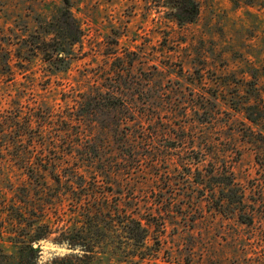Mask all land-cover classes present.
<instances>
[{
    "label": "rangeland",
    "instance_id": "obj_1",
    "mask_svg": "<svg viewBox=\"0 0 264 264\" xmlns=\"http://www.w3.org/2000/svg\"><path fill=\"white\" fill-rule=\"evenodd\" d=\"M197 1V19L181 23L171 0H70L81 40L63 60L49 59L56 44L45 45L43 39L61 35L64 0H0V209L5 201H19L11 187L29 182L21 166L47 165L62 157L55 149L48 153L39 136L26 146L25 158H15L17 147L9 148L3 137L7 117L35 115L32 130L40 133L43 126L56 137L63 127L60 118L76 117L77 100L102 88L97 115L103 122H92L98 144L108 153L118 149L122 132L144 119L168 125L172 136L160 137L159 150L154 145L141 150L143 168L130 177L136 185L158 176L186 182V163L196 153L177 140L178 127L189 120L186 110L192 102L208 99L219 103L222 121L234 119L215 133L240 131L226 144L230 164L246 191L245 202L263 212L247 224L223 215L206 199L199 200L198 209L174 208L179 218L148 240L157 253L137 264H264V151L258 146L264 122L257 112H264V104L254 111L260 125L226 104L249 97L255 101L259 93L264 97V0ZM67 33L76 30L70 27ZM248 125L255 132L248 136L251 142ZM112 128L117 129L113 136ZM153 160L158 163L152 167ZM139 189L136 195L147 200L145 187ZM7 235L0 230V245L13 252ZM54 242H42L44 261L68 253Z\"/></svg>",
    "mask_w": 264,
    "mask_h": 264
},
{
    "label": "trees",
    "instance_id": "obj_2",
    "mask_svg": "<svg viewBox=\"0 0 264 264\" xmlns=\"http://www.w3.org/2000/svg\"><path fill=\"white\" fill-rule=\"evenodd\" d=\"M171 2L175 17L181 23L197 19L200 12L197 0ZM69 4L70 0H64L61 9V35L55 40L43 39L45 45L49 46L51 41L56 44L55 53H48L49 49L42 48L44 54H49V59L55 55L65 60L71 46L81 40L79 26ZM70 27L76 30L75 35H68ZM95 95L81 96L77 100L79 113L76 117L60 118L63 127L56 137H51L52 132H46L43 126L40 133L32 130L35 115L5 119L7 131L3 137L9 148L12 145L17 147L12 151L15 158H25L28 153L26 146L34 143L39 136L43 138L41 144L49 150L48 153L55 149L62 157L56 161L61 164L53 160L55 163L47 165L21 166L29 182L15 189L11 187L19 201L1 203L0 210L6 215H0V230L8 234L14 251L7 252L0 245V264H137L157 253L148 240L154 231H165L168 222L179 218L174 208L198 209L202 203L199 200L206 199L223 215H234L247 224L253 223L257 213L263 212L245 202L246 191L238 183L230 164L226 144L231 143L240 131L235 129L237 134L215 133L216 130L223 131L226 123L234 120H221L217 101L192 102L188 107L190 112L186 110L189 120L178 127L180 133L177 140L196 153L186 163V182L158 176L152 182L144 181L136 185L130 175L135 174L134 170L143 168L139 152L153 145L158 149L156 144L160 145V137L172 136L169 126L162 127L159 123L157 126L156 120L144 119L141 124L134 125L135 129L122 132L120 147L108 153L93 138L92 122H103L97 112L101 109L98 97H104V90L98 89ZM262 96L259 93L255 101L249 97L243 102L226 104L244 113L252 124L260 125L254 111L261 102L264 104ZM257 112L264 122V112ZM245 129L247 137L254 135L252 125ZM116 130L112 128L108 133L115 134ZM263 130L259 133L262 137L258 145L261 151H264ZM109 134L104 135L106 141L110 138ZM248 141L251 142V137ZM113 151L115 154H112ZM112 155L119 160H106V156L109 158ZM67 159L72 161L68 167L64 165ZM154 161L152 167L158 163ZM139 186L145 187L147 200L136 195ZM188 221L194 222L189 218ZM51 238L58 246L68 249V253L44 261L42 242ZM154 239L155 243L160 241L159 237Z\"/></svg>",
    "mask_w": 264,
    "mask_h": 264
}]
</instances>
